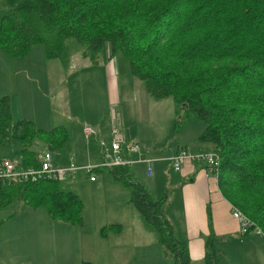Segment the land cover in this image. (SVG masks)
<instances>
[{"label": "trees", "instance_id": "trees-1", "mask_svg": "<svg viewBox=\"0 0 264 264\" xmlns=\"http://www.w3.org/2000/svg\"><path fill=\"white\" fill-rule=\"evenodd\" d=\"M0 9V50L9 56L21 58L41 46L47 59H61L68 41L94 65L120 52L147 97L172 99L177 130L202 122L198 142L220 159L222 197L264 237V0H4ZM9 139L19 144L21 163L37 167L32 144L56 152L67 135L62 127L12 123L3 96L0 146ZM102 170L128 191V204L151 228L169 264H193L188 244L165 217L168 197L152 200L130 181L126 167L92 172ZM19 205L42 209L51 221L82 224L81 201L63 181L0 184V211ZM118 230L110 225L98 234ZM214 241L212 233L205 239L203 264H217Z\"/></svg>", "mask_w": 264, "mask_h": 264}, {"label": "crops", "instance_id": "crops-1", "mask_svg": "<svg viewBox=\"0 0 264 264\" xmlns=\"http://www.w3.org/2000/svg\"><path fill=\"white\" fill-rule=\"evenodd\" d=\"M82 50L80 47L71 53L69 61L77 52L80 55L77 61L71 60L70 67L62 66L65 63L64 54L61 59H47L43 49L35 47L30 48L21 58L11 57L7 53L4 57L0 55V97H8L11 120L14 123L20 120L30 121L36 128L45 131L63 126L67 139L63 148L54 152L51 157L54 165H65L72 159L77 166H94L101 160L99 144L107 145L114 136L123 143H137L140 151L128 156L133 163L127 167V174L132 176L133 182L144 188L152 200L161 199L164 189L160 186V163H171L170 158L181 149L191 153H203L210 151V146L200 143L203 146L189 147L187 140L176 137L179 129L176 130L175 109L171 98L155 100L147 97L143 85L133 78L134 81L128 80L126 83L129 90L117 86L118 81L120 82L117 78V67H97L108 61L94 65L83 57ZM92 72H97L102 87L92 80ZM69 79L72 83L81 81L91 85L92 82V86L85 87L89 98L94 93L89 94L90 88L98 86L102 111H98L95 116H92L91 111L89 115H83L82 119L63 114L61 109L68 105L65 84ZM80 94L81 91L76 93L75 104L82 109ZM129 95L131 101L122 107L121 101L129 98ZM119 104L121 105L117 106ZM112 107H116V113L109 111ZM62 121L67 123L68 128ZM84 127L91 131L89 144L81 142ZM173 128L176 146L165 147L166 144L160 141H167ZM164 147V150H160ZM147 169H150L149 175L146 174ZM169 171L173 174L170 181H174V186H171V192L166 190L168 199L165 217H168L171 225L172 221L176 222L178 229L174 231H178L179 240L188 244L193 264H203L205 239L211 233L215 239V249L218 241L241 248L247 246L250 237H257L258 244L263 243V238L253 233L243 237L238 235V223L230 213L232 205L222 197L217 187V179L208 172L205 164L186 162L180 171H174L173 166ZM74 177L63 181L70 190L77 185ZM113 182L118 183L114 179ZM95 183L96 179L89 182L92 190L103 188L102 184ZM128 199L125 196L122 202H118L116 198L114 206L117 211L110 212L111 220L92 226L89 231H82L83 224L71 226L51 221L42 209H29L19 205L0 211V264H98L99 260L102 263L105 258L103 254L99 256L100 252L106 254V244H111L114 251L106 254L109 263L112 256L117 259L115 249L122 241H125L124 246L143 249L145 233L148 230L151 234L152 230L130 207ZM29 212H32L36 222L34 234L30 240L15 238L17 228L24 233L22 222L19 221L20 227L13 224L15 217L18 215L24 218L30 215ZM124 217H128V221ZM36 218L41 222H37ZM110 225L118 226L119 230L107 232L104 237H100L99 229ZM251 241L256 246L255 241ZM67 244L72 247L73 253L68 252ZM84 251L87 253L86 258L83 257ZM262 252L264 254V245H261V254ZM251 254L256 255L253 251L249 256ZM248 257L243 258L246 260Z\"/></svg>", "mask_w": 264, "mask_h": 264}, {"label": "rangeland", "instance_id": "rangeland-1", "mask_svg": "<svg viewBox=\"0 0 264 264\" xmlns=\"http://www.w3.org/2000/svg\"><path fill=\"white\" fill-rule=\"evenodd\" d=\"M4 0L0 1V7L3 4ZM3 15V11L0 9V17ZM42 49L41 46H33V48ZM64 57H65V63H62L63 67H70L71 66V60H78V57L80 55L79 52H77L69 61V57L71 53H73L75 50L80 48V46L75 43L74 41H68L64 44ZM7 52L4 50H0V55L4 57ZM57 60L54 61L56 63ZM107 64V66H105ZM105 65L97 66V67H117L118 69V81L117 86H123L126 87L127 90L129 88L126 86V83L128 80L134 81L132 77L129 74L128 71V65L125 57L120 53H116ZM79 67V66H77ZM96 67V66H92ZM97 72H100L99 69L96 70ZM97 72H92V80L97 83V85L101 86L99 77ZM90 80V81H92ZM140 85H142L140 82H138ZM86 86H92L91 85L83 83L81 81H78L76 83H72L71 79H69L65 84V91H66V97L68 99V105L66 107L64 106V109H61V112L66 113V115L70 114V116L82 119L83 115L90 114L92 111V116H95V114L98 111L101 110L102 103L100 93H99V87L96 86L92 89L90 88L89 94H92V97H87L85 93V87ZM78 91H81L82 94H80L81 97V104L82 109L79 108L78 105L75 104L76 102V93ZM120 99V96H119ZM130 95L129 98L124 99L121 101L123 104H119L117 106H122L124 104H127V102H130ZM93 105V107H92ZM95 105V107H94ZM116 106V107H117ZM115 107V108H116ZM121 107V108H122ZM114 107L110 108L109 111H112V113H116L117 109ZM118 108V107H117ZM108 112V109H107ZM12 123H14L12 121ZM60 124V123H59ZM62 124L68 128L67 123L62 121ZM63 127V126H62ZM203 124L199 121H192L190 123L185 124L183 127L179 128L177 131L176 137L179 139H185L187 140L189 147L196 146H203L202 144L197 143V139L201 132L203 131ZM177 130V129H176ZM120 131V130H119ZM121 132V131H120ZM175 135V128H173V132L171 136H169V139L167 141L161 140L160 143L166 144L165 147L169 146V148H173L176 146V138ZM197 141V142H196ZM81 142L84 144H89V142H85L84 138L81 139ZM111 142V138L109 140V143ZM107 144V146L109 145ZM163 149L160 150H164ZM31 149L38 154L39 157H41L44 153H47V150L43 144L40 142H34L31 146ZM191 152V151H190ZM51 154V157L54 156V152H49ZM163 153V151L161 152ZM193 153V152H192ZM161 155V154H159ZM157 155V156H159ZM0 159L7 160L10 162L16 161L19 162L20 160V147L17 141L13 139H9L4 145L0 146ZM72 160V159H71ZM73 161V160H72ZM74 163V162H73ZM99 163L95 164L94 166H97ZM77 166V165H75ZM84 166H92V165H84ZM82 167V166H77ZM170 168L172 169L171 163L169 162H161L160 163V173L161 177L160 182H162L161 189H164L162 195L160 198L164 196H168L166 190H169L170 192L173 190L171 186H174V181H170L173 179V174L170 173ZM94 177L96 179L95 185H103V188H97L95 190H92L91 184L88 182V176L85 175L82 172H77L76 176L74 177L77 180L76 189L72 188L71 191L77 194L78 198L81 201L82 205V224L84 225V228L82 231H89L92 229V226H99L100 224H104L107 220H111V214L110 212L115 213L117 211V207L114 206V200L118 198V202H122L124 200L125 196L126 198L129 197V193L127 190L123 189L118 183L113 182V178L111 175H109L105 170H102L101 172H97L94 174ZM130 181L133 182L132 176L129 177ZM169 180V181H168ZM64 183V182H63ZM65 185V184H64ZM161 192V191H160ZM159 192V193H160ZM166 192V193H165ZM157 193V194H159ZM30 211V210H27ZM30 215L23 217H18V215L15 217L14 220H16L13 224L16 225L15 227H20V222L23 223V229L24 233H22V229L17 228V231H15V238L20 239H27L30 240L31 235L34 234L33 228L36 224L35 219L33 218L32 212H29ZM128 221V217H124ZM37 222H41L39 218H36ZM167 220L170 222V220L167 217ZM20 221V222H19ZM172 221V220H171ZM112 222V221H108ZM99 224V225H98ZM172 226L174 230H177L178 227L176 226V222L172 221ZM149 229V228H148ZM84 233V232H82ZM176 238H178L177 235H179L178 231L174 233ZM262 237L261 244L259 243V239L257 237H250L248 241V244L246 247L242 246V248L239 246L237 247L234 244H226L221 243L218 241L216 243V250H217V264H264V254L262 252L261 254V245H264V237ZM179 239V238H178ZM255 241L256 246H254L253 242ZM144 247L143 249H136L133 246L127 247L124 246L125 241H122L118 248H116V258L112 256V260L107 263V253L111 250V244H106V254L103 252H100L99 256L101 254L105 255V258L103 259V262L99 260L98 264H169L167 259L165 258L163 251L161 249V246L159 243H157L156 236L153 233V231L150 233H145L144 236ZM227 247V248H226ZM67 249L69 253H73V249L70 245L67 244ZM114 251V250H113ZM112 251V254L114 253ZM254 252L256 255H250L251 252ZM260 252V253H259ZM249 256V257H248ZM83 257H87L86 251L83 252ZM243 257H248L246 260Z\"/></svg>", "mask_w": 264, "mask_h": 264}, {"label": "built area", "instance_id": "built-area-1", "mask_svg": "<svg viewBox=\"0 0 264 264\" xmlns=\"http://www.w3.org/2000/svg\"><path fill=\"white\" fill-rule=\"evenodd\" d=\"M85 142L89 141L91 131L84 127L82 130ZM101 160L97 166L77 167L69 160L65 165H54L52 163L51 154L44 153L38 157L37 167H26L19 162L7 161L0 159V184L14 185L23 183H34L37 181H65L74 177L77 172H82L88 176V181L95 180L94 173L96 168L113 169L120 167H128L133 161L128 159L130 154L138 153L140 146L137 143H123L118 137H113L107 146L103 143L99 144ZM174 171H180L186 162H201L206 165L208 172L217 177L220 159L214 152L208 151L203 153H191L185 149L179 150L172 158H170ZM146 174H150V169L146 170ZM231 217L238 223V235L243 237L249 233L263 236L259 228L247 219V217L237 208L231 206Z\"/></svg>", "mask_w": 264, "mask_h": 264}]
</instances>
